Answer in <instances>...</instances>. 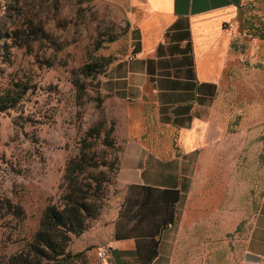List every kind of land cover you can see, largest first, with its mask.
I'll return each mask as SVG.
<instances>
[{"label": "crops", "instance_id": "crops-1", "mask_svg": "<svg viewBox=\"0 0 264 264\" xmlns=\"http://www.w3.org/2000/svg\"><path fill=\"white\" fill-rule=\"evenodd\" d=\"M110 1L137 37L110 88L155 123L129 129L117 182L181 194L152 264L171 262L184 201L195 196L197 223L217 217L212 229L231 232L251 209L253 189L259 199L243 255L264 264V0ZM119 209L97 242L116 264H140L135 240L114 237Z\"/></svg>", "mask_w": 264, "mask_h": 264}, {"label": "rangeland", "instance_id": "rangeland-1", "mask_svg": "<svg viewBox=\"0 0 264 264\" xmlns=\"http://www.w3.org/2000/svg\"><path fill=\"white\" fill-rule=\"evenodd\" d=\"M8 1L0 0V90L16 82L30 88L14 108L0 112V264L33 239L48 205L61 204L66 162L91 128L100 132L99 171H106L108 179L101 215L72 237L68 249L79 256L39 264H116L97 253L104 244L97 240L107 236V224L126 193L117 182L114 160L129 129L155 124L153 113L138 112L131 97L121 98L110 88L136 49V34L126 11L110 0H23V39L37 24L45 36L31 48L11 47L6 34L20 17L7 8ZM87 65H103L104 71L86 78ZM75 79L85 84L83 97H78ZM194 197L191 205L184 201L180 208V233L169 264H243L244 237L259 199L255 189L251 209L231 232L212 229L215 217L204 216L208 222L197 223ZM9 201L24 214H9Z\"/></svg>", "mask_w": 264, "mask_h": 264}, {"label": "trees", "instance_id": "trees-1", "mask_svg": "<svg viewBox=\"0 0 264 264\" xmlns=\"http://www.w3.org/2000/svg\"><path fill=\"white\" fill-rule=\"evenodd\" d=\"M8 2L7 8L17 10L20 17V21L6 34L12 42L11 47L31 48L36 42L42 41L45 31L39 24L31 25V30L23 39V0ZM103 71V65H87L83 68L86 78L96 77ZM74 83L78 97H83L84 82L75 79ZM29 88L23 82H16L0 90V112L14 108ZM99 138V130L91 128L87 131L77 153L70 156L66 162L61 184V204H50L43 210L33 239L24 249L11 256L6 264H39V260L44 259L60 262L79 256V253L73 254L68 249L72 237L80 236L87 230L91 221L101 215L104 206L103 198L108 179L106 171H99V167L103 166V163L98 162ZM118 165L119 157L116 156L115 173L119 171ZM97 170L99 174L95 173ZM88 176L91 179L84 182ZM125 188V197L115 223L114 237L117 240L134 239L140 264H152L159 255L163 231L176 222V205L181 197L180 191L137 184L127 185ZM8 210L9 214H16V210L24 214L19 205H13L10 201ZM0 218H3V215H0Z\"/></svg>", "mask_w": 264, "mask_h": 264}, {"label": "built area", "instance_id": "built-area-1", "mask_svg": "<svg viewBox=\"0 0 264 264\" xmlns=\"http://www.w3.org/2000/svg\"><path fill=\"white\" fill-rule=\"evenodd\" d=\"M97 253L100 259L106 260L110 256V248L107 246H101L98 248Z\"/></svg>", "mask_w": 264, "mask_h": 264}, {"label": "water", "instance_id": "water-1", "mask_svg": "<svg viewBox=\"0 0 264 264\" xmlns=\"http://www.w3.org/2000/svg\"><path fill=\"white\" fill-rule=\"evenodd\" d=\"M244 261L251 263V264H258L259 263V257L252 255V254H246L244 256Z\"/></svg>", "mask_w": 264, "mask_h": 264}]
</instances>
